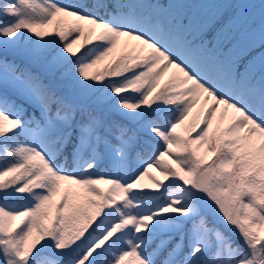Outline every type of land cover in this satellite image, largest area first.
<instances>
[{"label":"snow or ice","instance_id":"snow-or-ice-1","mask_svg":"<svg viewBox=\"0 0 264 264\" xmlns=\"http://www.w3.org/2000/svg\"><path fill=\"white\" fill-rule=\"evenodd\" d=\"M0 264H264V0H0Z\"/></svg>","mask_w":264,"mask_h":264},{"label":"trees","instance_id":"trees-1","mask_svg":"<svg viewBox=\"0 0 264 264\" xmlns=\"http://www.w3.org/2000/svg\"><path fill=\"white\" fill-rule=\"evenodd\" d=\"M193 3H236L238 0H190ZM258 2V0H257ZM228 21V14L224 13L223 15L219 16L210 26L208 32V38L211 37L215 33L216 30L223 27ZM260 49L253 50L252 52L248 53L246 57L240 62L241 67L240 70H243V64L247 62V60L251 59L253 56L257 54Z\"/></svg>","mask_w":264,"mask_h":264},{"label":"rangeland","instance_id":"rangeland-1","mask_svg":"<svg viewBox=\"0 0 264 264\" xmlns=\"http://www.w3.org/2000/svg\"><path fill=\"white\" fill-rule=\"evenodd\" d=\"M242 71V70H241Z\"/></svg>","mask_w":264,"mask_h":264}]
</instances>
